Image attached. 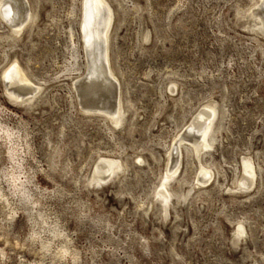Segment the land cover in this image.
Here are the masks:
<instances>
[{
  "label": "rangeland",
  "instance_id": "rangeland-1",
  "mask_svg": "<svg viewBox=\"0 0 264 264\" xmlns=\"http://www.w3.org/2000/svg\"><path fill=\"white\" fill-rule=\"evenodd\" d=\"M12 1L19 24L26 9L37 14L15 34L0 13V124L19 131L21 148L15 161L0 131V264H264V36L251 26L254 1L108 0L112 84L97 77L96 94L80 86L91 80L83 0ZM17 62L33 80L18 93L37 91L32 102L7 93L15 86L4 73ZM116 97L121 124L109 114ZM201 111L214 142L198 157L180 140ZM102 157L128 164L98 178ZM245 157L257 177L240 191ZM177 162L169 187L183 196L164 210L155 193ZM16 171L30 179L28 195L13 188Z\"/></svg>",
  "mask_w": 264,
  "mask_h": 264
},
{
  "label": "bare ground",
  "instance_id": "bare-ground-1",
  "mask_svg": "<svg viewBox=\"0 0 264 264\" xmlns=\"http://www.w3.org/2000/svg\"><path fill=\"white\" fill-rule=\"evenodd\" d=\"M253 1H254L253 6H255V5L259 4V1H261V0H253ZM262 1L263 2H261V3L263 4V6L259 4L261 6V8L252 9V7H253L252 6L249 8V11L251 12V16H253V18H254V23L251 25L252 28L254 29V31H256V32H258L264 36V0H262ZM17 12H18L17 5L12 0H3L0 3L1 17L6 19L5 21L8 20V22H11L12 30L14 31L15 34H19L21 32L22 28L25 26V24L29 20H31V19L33 20L37 14L35 12H32V10L29 12L28 9H26L25 12H27V13H26V15H24V19H23L22 23L19 24V16L17 15ZM82 12H83L82 13L83 19L81 20V28H82V35H83V45H84V48H85V50L87 52V56H88L87 57L88 58V70L86 72L85 79H86V77H91V78H89L91 80L89 83L84 82L80 86L85 91L96 94L99 90L97 88L99 82L98 83L96 82L97 77H101V78L103 77V79H104L103 83L106 85H108V83H110V85L112 84V80L108 76L107 70H106L105 65H104V59H106V51H107L109 41H110L109 30H110L111 23L113 20L114 12H113V8L109 4L108 0H83ZM110 38H111V36H110ZM20 65L21 64H19L17 62L16 65L13 64V66H11L9 68V70L4 73L6 75L5 78L7 77L10 80L11 84H14V86H15V88H13V87L10 88V86L8 85L7 93L11 98H13L15 100H21V101H23V103L26 101L32 102L34 100V98H36V92L37 91L34 94L31 93V94L26 95V96H22L21 94L18 93L19 88H24V87H27V85L32 84V82H31L32 79H30L27 76V74L25 73L24 67H21ZM111 68H112V66H111ZM108 71L114 77L113 69L112 70L108 69ZM78 81H79V79H78ZM19 85H21V86H19ZM39 88H40V86H39ZM75 88L79 89V86L77 84H75ZM112 99H113V97H112ZM109 102H110V104H109ZM109 102H108L109 106H111L112 104H115V101H113V100L112 101L109 100ZM115 107L117 108L116 111H113L111 113H109L110 111L109 112L106 111V112H108L110 114L111 117L110 116L109 117L113 121L114 124H121L124 120V117H125V108H124L122 100L121 99L117 100V97H116V106ZM93 110L94 109H88L87 111L91 112ZM204 111L206 112V110H204ZM205 112L201 111L198 113L197 117L192 122V124H190L188 126L189 135H187V137L181 138V140H180V141H188V142L191 141V142H193L192 143L193 149L191 148L192 149L191 153L197 154L198 157L202 154V152L204 150H207L208 148H210L214 142L213 138H212V140H210L208 137L210 135L211 130H212V125H213L214 121L211 120L212 117L206 118ZM207 112H208V110H207ZM95 113H97V112H95ZM208 116H209V114H208ZM205 120L208 121L207 124L205 123ZM0 131H3L4 133H6V136L5 135L4 136L7 137L6 141L9 144V149L11 151L12 158L16 161L15 157L17 155L19 156V154H20L19 152L21 149V148H19L20 144L18 143V140L16 139V137L17 138L19 137L18 136L19 131H15L14 129L4 127V126H2V124H0ZM3 132H2V134H3ZM195 133H200V137L196 140H192L191 136H194ZM0 137H2V135H0ZM181 147H182V145H181ZM181 152H183V150ZM101 159H102V162L97 166V169L95 170V176L98 178H102V179H106V178L110 177L111 175L117 173L120 170H122V171L125 170L127 167V164H128V163L124 164L120 159H117L115 157H102ZM167 166H168V168L166 170V173L162 177V181L159 184L160 189H158L155 193V195L158 197V199H161V201L163 202L164 210H168V205H171V203H172L171 200H173V197H179V199H180V197L183 196V194L180 195L179 191L172 190L169 187L175 181L174 177H176V175H178V172L180 170L179 168L181 167V165L179 164V162H177L173 167H171L169 163ZM206 167H201V171L206 173L205 175L211 174L210 173L211 169L209 170ZM242 169H243V175H241L242 178H241L240 182L237 183L238 188L237 187H235V188L237 190H240V191L241 190H249L255 184V180L257 177L256 166H255L254 162L252 161V158L250 159L248 157H245V159L243 161V168ZM100 171H104V173L107 175H101ZM10 175L12 178L13 188H15L16 191H19L20 193H22L24 195H28L29 189H30L28 184L30 182V179L26 175L23 176L22 171L11 172ZM23 178H25V179H23ZM210 178H211V176H209V178H207L206 180L199 179L198 183L200 185L202 184L201 186H203V184L207 183V181L210 180ZM177 179H178L177 182H179V181L181 182L180 178H177ZM0 199H5V195L2 192L1 188H0ZM243 225L244 224H240V226H239L240 227L239 231H238L239 236H241L243 234V231H241V229H244V227H245Z\"/></svg>",
  "mask_w": 264,
  "mask_h": 264
}]
</instances>
